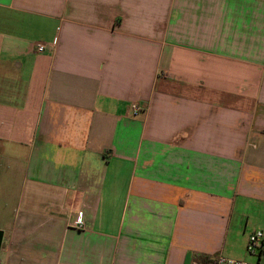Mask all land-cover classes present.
<instances>
[{
  "label": "crops",
  "instance_id": "1",
  "mask_svg": "<svg viewBox=\"0 0 264 264\" xmlns=\"http://www.w3.org/2000/svg\"><path fill=\"white\" fill-rule=\"evenodd\" d=\"M0 142V264H216L264 217V0H0Z\"/></svg>",
  "mask_w": 264,
  "mask_h": 264
},
{
  "label": "rangeland",
  "instance_id": "2",
  "mask_svg": "<svg viewBox=\"0 0 264 264\" xmlns=\"http://www.w3.org/2000/svg\"><path fill=\"white\" fill-rule=\"evenodd\" d=\"M1 146H4L5 150H11V152H15L16 159L10 158L7 155H3L0 158V168H1V174H2V197H5L4 193H7V191L4 190L3 184L7 181L3 178L4 174L3 172L7 171L9 167H14L22 171L23 166V153H24V147L21 146H8L5 145V143L0 142V148ZM3 149V148H2ZM19 175V174H17ZM240 224L242 226L240 227V231H232L233 237H230L226 243V247L224 249V252L222 253V258H225L227 260H233V261H242V262H251V263H262L264 264V251L262 253L260 252L259 248L255 249L254 253H251L248 250L249 245V237L252 235L253 232L261 231L264 234V217L258 218L256 220H251L248 224L246 221H241Z\"/></svg>",
  "mask_w": 264,
  "mask_h": 264
},
{
  "label": "built area",
  "instance_id": "3",
  "mask_svg": "<svg viewBox=\"0 0 264 264\" xmlns=\"http://www.w3.org/2000/svg\"><path fill=\"white\" fill-rule=\"evenodd\" d=\"M46 50L45 45H38L37 46V51L39 52H44ZM131 109L134 112V115L137 116L142 110V106L138 103H133L131 105ZM82 221V220H81ZM264 251V234L261 231L255 232L249 237V245H248V250L251 253L255 252V249ZM216 264H262V263H251V262H242V261H233V260H227L225 258H220Z\"/></svg>",
  "mask_w": 264,
  "mask_h": 264
},
{
  "label": "water",
  "instance_id": "4",
  "mask_svg": "<svg viewBox=\"0 0 264 264\" xmlns=\"http://www.w3.org/2000/svg\"><path fill=\"white\" fill-rule=\"evenodd\" d=\"M1 245H2V233H0V249H1Z\"/></svg>",
  "mask_w": 264,
  "mask_h": 264
},
{
  "label": "trees",
  "instance_id": "5",
  "mask_svg": "<svg viewBox=\"0 0 264 264\" xmlns=\"http://www.w3.org/2000/svg\"><path fill=\"white\" fill-rule=\"evenodd\" d=\"M208 262L211 263L212 261L209 259Z\"/></svg>",
  "mask_w": 264,
  "mask_h": 264
}]
</instances>
